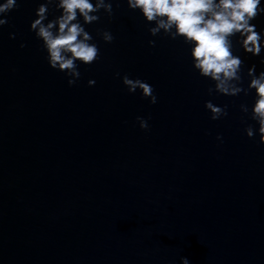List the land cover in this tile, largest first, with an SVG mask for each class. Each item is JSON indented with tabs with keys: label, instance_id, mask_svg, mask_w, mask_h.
<instances>
[{
	"label": "water",
	"instance_id": "1",
	"mask_svg": "<svg viewBox=\"0 0 264 264\" xmlns=\"http://www.w3.org/2000/svg\"><path fill=\"white\" fill-rule=\"evenodd\" d=\"M40 2L18 0L0 29V264H264V144L240 109L255 90L209 96L190 46L152 36L127 0L85 25L100 59L69 86L30 31ZM252 23L264 31V15ZM237 40L247 87L264 51ZM125 74L157 102L129 93ZM208 100L228 115L212 120Z\"/></svg>",
	"mask_w": 264,
	"mask_h": 264
},
{
	"label": "clouds",
	"instance_id": "2",
	"mask_svg": "<svg viewBox=\"0 0 264 264\" xmlns=\"http://www.w3.org/2000/svg\"><path fill=\"white\" fill-rule=\"evenodd\" d=\"M113 2L119 7V0H42L35 11L30 24V31L42 41V48L47 52L49 66L64 72L69 86L74 85L81 73L79 64L91 65L100 59V49L93 42V36L85 25L97 23L101 13L113 15ZM132 11L139 10L148 24L155 26L148 29L152 36L161 32L172 40L182 38L190 46L192 67L203 78L214 82L207 94L238 96L248 95L255 90L254 103L249 109L241 104V111L258 124V128L248 125L244 131L248 138L259 135V142L264 144V70L256 73V65L247 69L249 80L243 87L242 75L245 64L240 56L234 54L233 37L245 53L260 56L264 51V31H258L252 21L264 15L262 0H127ZM19 7L18 0H0V29L8 23L7 15ZM50 11H59L60 15L48 20ZM81 19L83 23H81ZM47 21V23H45ZM105 43H111L114 36L109 31H98ZM10 38H15L10 34ZM155 46V40H149ZM25 47L24 44L20 45ZM264 64V58L260 61ZM118 77L119 73L116 74ZM122 83L129 93L140 91L143 98L151 104L157 102L152 85L141 79H130L127 74ZM89 86L95 84L88 81ZM205 108L211 113L212 120L228 115L227 105L216 106L211 100L205 102ZM141 129L147 130L148 123L137 117ZM217 139H221L219 136ZM182 264H189L187 257H181Z\"/></svg>",
	"mask_w": 264,
	"mask_h": 264
}]
</instances>
